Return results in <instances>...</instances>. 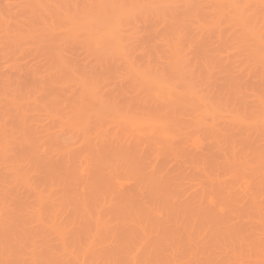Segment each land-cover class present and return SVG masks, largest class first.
Here are the masks:
<instances>
[{
	"label": "rangeland",
	"instance_id": "1",
	"mask_svg": "<svg viewBox=\"0 0 264 264\" xmlns=\"http://www.w3.org/2000/svg\"><path fill=\"white\" fill-rule=\"evenodd\" d=\"M0 264H264V0H0Z\"/></svg>",
	"mask_w": 264,
	"mask_h": 264
}]
</instances>
